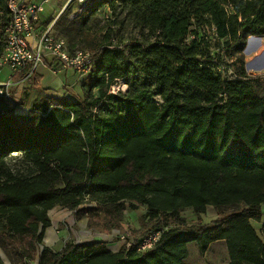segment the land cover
I'll return each instance as SVG.
<instances>
[{"label": "trees", "instance_id": "1", "mask_svg": "<svg viewBox=\"0 0 264 264\" xmlns=\"http://www.w3.org/2000/svg\"><path fill=\"white\" fill-rule=\"evenodd\" d=\"M104 6L111 17L98 34L91 25ZM0 10L7 14L3 0ZM128 28L137 36L125 41ZM204 28L234 57L232 78L216 73ZM54 30L93 65L81 99L38 91L26 114H0L7 264H187L190 244L203 255L216 243L228 264H264V223L252 225L264 205V77L247 75L243 56L248 37L264 36V0H94ZM13 74H30L38 87L29 66ZM118 80L127 91L108 94ZM81 205L77 219L103 233L121 230L126 210L144 208L134 237L161 231L159 240L144 253L96 241L42 246L49 211ZM208 207L218 218L204 225ZM187 209L197 223L182 217Z\"/></svg>", "mask_w": 264, "mask_h": 264}, {"label": "built area", "instance_id": "2", "mask_svg": "<svg viewBox=\"0 0 264 264\" xmlns=\"http://www.w3.org/2000/svg\"><path fill=\"white\" fill-rule=\"evenodd\" d=\"M3 1L7 14L4 15V12L0 10V26L5 19L0 29L2 47L0 69L7 68L12 73H17L29 66L30 73H32L48 57L46 59L50 60L49 66L53 73L73 70L80 76L88 75L93 65L92 55L78 47L71 50L66 38L55 32L53 25L41 21L42 4L49 0ZM68 1L76 3L82 9L87 3V0ZM11 88V78L0 84V103L11 101ZM4 110L0 107V114H3ZM85 207L81 205L69 213L74 215L77 210ZM160 235L161 231H154L143 237L135 238L130 232H125L118 233L117 240L128 250L133 249L138 253H144L154 246ZM24 264H38V257Z\"/></svg>", "mask_w": 264, "mask_h": 264}, {"label": "rangeland", "instance_id": "3", "mask_svg": "<svg viewBox=\"0 0 264 264\" xmlns=\"http://www.w3.org/2000/svg\"><path fill=\"white\" fill-rule=\"evenodd\" d=\"M37 1L38 0H36V2ZM93 2H94V0H87L85 8L82 9L81 6H78L74 2H69L68 0H49L47 3L42 4L43 12L41 13L40 18H41L42 22H44V23L46 22V23L52 24L54 26V24L64 14H67L68 20L70 22H72V21H75L78 18H80L81 14L85 11V9L87 7H89L90 5H92ZM95 17L100 20V23H98V25H93V24L91 25V23H90V25H91L92 30L94 32L101 34L103 32L104 28L106 27L107 23H108L107 21L110 20L111 12L107 6H104L102 9L97 11V14L94 15V18ZM136 36H137V32L133 31L131 28L124 30L123 37H124L125 41L131 40ZM201 36L205 37L204 46L206 47L207 51L210 53V56L214 57L215 61L219 65L218 68L216 69V73H218V74L220 73L224 78H232L234 76V70L232 68V62L234 60V57L228 56L222 50V47L218 43L217 39L215 38L212 29L204 28L203 30H201ZM262 51H264V49H262V50L260 49L258 51V53L255 55H261ZM243 56H244V61H245L244 69H245V72L247 73V75H249V76L252 75L253 77H264V65H258L259 67L262 66L261 67L262 69H260V68L256 69V68H254V66H255L254 62L251 63L246 58V56L244 55V52H243ZM247 56H249V54H247ZM255 58L253 57L252 60ZM257 59H259V58H257ZM246 61H249V62L246 63ZM70 73L71 72H69L68 75H71ZM8 75H9L8 70L3 69L2 71H0V84L5 82L8 79V77H7ZM85 77H86V75H85ZM126 91H127V86L124 83V81L118 80L117 82H115L110 87L108 94H117L118 95L121 93H125ZM93 94L97 97L98 91L94 90ZM11 99L13 100L12 96H11ZM16 105L20 106V103L16 104ZM1 106H2V108L4 107L5 110L7 109V108H5V105L3 103H1L0 107ZM61 208L62 207H60L58 210L61 211L62 209H64V208H62V209ZM230 211L231 210H229V212ZM144 212H145L144 208H141L137 212H133L131 210H126L124 213V220H123V226L124 227L121 230H119L118 233L130 232L133 236L135 235V233L138 234L139 228L142 227V225H143L141 215H143ZM261 212H262L261 222L260 223L252 222L253 227L257 230L260 228L261 224L264 223V205H262V207H261ZM73 216L75 217L76 222L80 221L79 219H77L75 214ZM182 217L186 220V222L188 224H194V223L198 222L196 215H194V213L190 209L185 210L182 213ZM217 218H218L217 211L211 207H208L206 209V212L200 216V221L204 225H210ZM82 220H84V222L87 223L86 218L82 219ZM175 224H176L175 220L171 219L169 221L168 226L171 227V226H174ZM61 226H63V223L62 224L59 223L58 227L60 228ZM89 229H91V228H89ZM95 229H97V228H95ZM59 232H60V234L57 233L53 227H49L46 229L45 236L49 239V244H52L53 241L56 242L58 239L63 237V234H62L63 231L60 230ZM91 233L93 235V233H96V232L92 230ZM101 233H103V232H101ZM42 245H43V243H42ZM188 251H189V257L186 260L187 264H228L227 253H226L225 247L222 243H216V244L212 245L209 248V250L203 255L199 253L195 244H190L188 246ZM39 252H40V249L38 247L37 254ZM0 257H1V261L3 264L8 263L6 260V257L4 256V254L1 251H0Z\"/></svg>", "mask_w": 264, "mask_h": 264}, {"label": "crops", "instance_id": "4", "mask_svg": "<svg viewBox=\"0 0 264 264\" xmlns=\"http://www.w3.org/2000/svg\"><path fill=\"white\" fill-rule=\"evenodd\" d=\"M262 38H264V36L248 37L243 51L246 58L251 63L254 62V68L256 69H262V66L259 67L258 65H264V51H262L261 55H255L260 49H264V39ZM247 54H249V56H247ZM253 57L256 58L252 60ZM46 58L43 60V63L39 64L33 71V75L37 77L35 81L38 87L32 86L34 79L30 77V74L25 78H15L13 77L14 74L9 69L3 68L9 71L7 77L8 79L11 78L12 81L11 96L13 98L10 102L4 103L5 108H12L14 106L15 113L26 114L38 91H42L47 97L65 98L70 100H79L82 98L81 85L85 76H80L73 70H64L59 73H53L49 66L50 60ZM249 61H246V63ZM3 69H0V71ZM69 72H71V75H68ZM19 103L20 106L16 105ZM59 208L60 207H56L52 209L49 211L48 215L51 222L50 227H53L59 234L60 230L63 231V237L56 242L53 241L52 244H49V239L44 236L42 246L57 252L63 247L66 240H72L75 243H85L90 241L104 242L107 248L112 251H117L120 248V243L116 236L119 230H114L110 233H101L98 229H89L84 220L76 222L75 217L69 213L68 209H62V207V210L60 211L58 210ZM59 223H63V226L60 228L58 227ZM92 230L96 232L93 233V235L91 233Z\"/></svg>", "mask_w": 264, "mask_h": 264}, {"label": "bare ground", "instance_id": "5", "mask_svg": "<svg viewBox=\"0 0 264 264\" xmlns=\"http://www.w3.org/2000/svg\"><path fill=\"white\" fill-rule=\"evenodd\" d=\"M262 39H264V38H262ZM252 44V43H251Z\"/></svg>", "mask_w": 264, "mask_h": 264}]
</instances>
